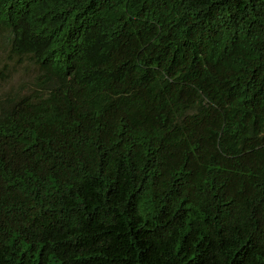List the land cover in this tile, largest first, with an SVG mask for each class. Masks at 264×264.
Wrapping results in <instances>:
<instances>
[{
	"label": "trees",
	"instance_id": "1",
	"mask_svg": "<svg viewBox=\"0 0 264 264\" xmlns=\"http://www.w3.org/2000/svg\"><path fill=\"white\" fill-rule=\"evenodd\" d=\"M43 94L0 107V264H264V0H0Z\"/></svg>",
	"mask_w": 264,
	"mask_h": 264
},
{
	"label": "rangeland",
	"instance_id": "2",
	"mask_svg": "<svg viewBox=\"0 0 264 264\" xmlns=\"http://www.w3.org/2000/svg\"><path fill=\"white\" fill-rule=\"evenodd\" d=\"M9 39H0V107L24 96L43 94L38 81L39 68L29 58L13 55Z\"/></svg>",
	"mask_w": 264,
	"mask_h": 264
}]
</instances>
